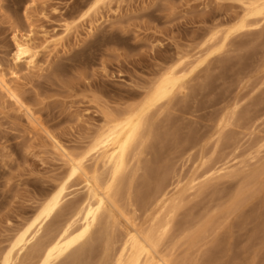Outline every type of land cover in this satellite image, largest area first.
I'll return each instance as SVG.
<instances>
[{"label":"rangeland","instance_id":"obj_1","mask_svg":"<svg viewBox=\"0 0 264 264\" xmlns=\"http://www.w3.org/2000/svg\"><path fill=\"white\" fill-rule=\"evenodd\" d=\"M92 1L0 0V70L22 101L0 87V264L24 220L69 175L67 153H86L107 115L140 102L179 58L185 90L149 114L145 145L130 152L111 249L132 228L125 216L147 231L174 208L158 258L264 264V19L250 18L258 25L225 39L246 14L244 0H108L88 10ZM22 35L38 51L35 68L13 61ZM57 35L63 44L45 48ZM97 156L88 154L85 165L106 177ZM68 184L18 264L32 261L86 198L81 179ZM164 186L162 209L155 197ZM107 215L53 264H111Z\"/></svg>","mask_w":264,"mask_h":264},{"label":"bare ground","instance_id":"obj_2","mask_svg":"<svg viewBox=\"0 0 264 264\" xmlns=\"http://www.w3.org/2000/svg\"><path fill=\"white\" fill-rule=\"evenodd\" d=\"M106 1L108 0H93L88 10L96 9L105 4ZM243 4L246 14L240 18L237 24L235 23L228 29L225 39L230 34L257 26L259 21L252 22L250 18L260 16L261 19H264V0H244ZM70 30L71 28L67 25L64 31L69 32ZM219 33L220 31L213 32L207 42L213 45L219 38ZM64 38L65 35L53 36L47 40L45 48L50 45L53 47L62 45ZM12 55L16 65L22 61L29 68H35L37 65L38 51L29 37L16 36ZM181 60V58L172 59V62L160 71V75L140 102L131 104L129 108L119 113H109L86 153L75 156L67 153L70 165L69 175L57 183L43 201L38 212L24 220L11 244L5 250L2 264H18L19 256L34 242L33 240L44 228L46 221L61 206L69 187L68 182L76 177L86 183V198L71 210L58 229L40 247L32 261L26 264H53L59 260V257L86 240L85 238L91 234L99 221V217L104 212L108 214L106 217L107 224L103 227L108 236L105 253L108 254L112 250L113 239L109 233L114 234V227L119 224L114 207H119L117 196L121 189L123 176L129 168L130 152L136 145H145L144 131L148 125L149 114L162 101L170 99L177 91L183 92L185 90L184 84L187 74L178 69L182 64ZM0 87L9 92L17 101L22 102L19 94L9 85L1 70ZM220 124L221 130L229 123L224 120ZM92 152L94 155L98 154L97 157L108 168L106 177H102V173L98 169L91 173L85 165L88 154ZM165 190L166 187H162L155 197L156 200L162 197L159 199V204L163 205L162 209H165L168 203ZM172 200L176 201L174 198ZM172 211L174 208L164 221L153 223L147 231L139 230L136 223L121 211L132 228L126 227L125 232L117 238L115 247L111 251V264H171L163 256L158 258L157 254L164 236L170 230Z\"/></svg>","mask_w":264,"mask_h":264}]
</instances>
